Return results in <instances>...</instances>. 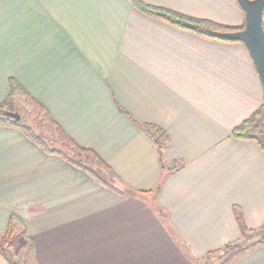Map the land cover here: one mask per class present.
Instances as JSON below:
<instances>
[{
	"label": "crops",
	"instance_id": "0c3cea01",
	"mask_svg": "<svg viewBox=\"0 0 264 264\" xmlns=\"http://www.w3.org/2000/svg\"><path fill=\"white\" fill-rule=\"evenodd\" d=\"M141 1L245 23L235 0ZM11 79L134 193L0 124V233L12 215L25 225L19 263L196 264L239 239L235 207L247 227L264 224V151L232 135L264 102L243 42L177 27L134 0H0V102ZM146 124L167 135L162 152ZM0 264H11L1 252ZM231 264H264V245Z\"/></svg>",
	"mask_w": 264,
	"mask_h": 264
},
{
	"label": "trees",
	"instance_id": "16d2710c",
	"mask_svg": "<svg viewBox=\"0 0 264 264\" xmlns=\"http://www.w3.org/2000/svg\"><path fill=\"white\" fill-rule=\"evenodd\" d=\"M134 4L142 12L148 15L161 18L177 27L183 28L198 35L209 37L212 39L231 41L225 38H220L217 35V32L237 31L245 27V23L241 27H228L216 23L214 21L187 16L177 11H173L163 7L152 6L144 3L141 0H134ZM17 93L25 94L28 98L31 99L33 103H35L37 106H39V108L42 111H44L45 113L44 116L46 120L52 123L53 125H55L60 135V138L67 143L68 150L67 148L58 149L55 147H51L44 137L36 133L29 125H26L22 119L16 120L3 115L4 111L10 110L8 108L9 102L11 101L12 97H14ZM0 124L12 125L23 130L32 140H34L37 144H39L44 151L60 155L61 157L65 158L66 160L76 165L77 167L87 171L90 175L95 177L103 185L113 188L114 190L120 193L128 192V191H122L121 189L115 187V180L112 178V175L109 173V170H111V168L94 150L84 148L80 146L72 138H70L63 131V129H61L58 125H56V122H54L51 119L48 112L42 107V105H40V103L35 101L33 97L24 89V87L14 79L10 80V91L7 98L4 101L0 102ZM144 126L147 132L155 140L157 146L159 147V150L162 152L168 143V138L165 132L156 125L146 124ZM232 135L238 138L254 140L259 144V146L264 151V102L259 109L254 111L248 118H246L239 126H237L233 130ZM176 167L177 166H173V169ZM128 193L134 194L133 192L130 191ZM159 214L163 218L166 217V214L164 213L163 210H159ZM235 214L241 230V237L235 241L226 243L220 249L211 251L205 257L214 256L215 254L219 253V257L223 259L222 264H231L238 257L244 255L252 248L259 245H264V224L258 228H249L245 224L243 215L237 207H235ZM19 228H21V230H19ZM24 234H26L25 225L18 217L12 215L9 219V223L6 231L4 233H0V252L11 264H15V262L18 261L15 260L10 247L14 243H16V241L20 236ZM248 234H250L249 237ZM31 248L33 250L32 242H31ZM202 259L198 261L196 259L193 260L191 259V260L196 264H202L201 263Z\"/></svg>",
	"mask_w": 264,
	"mask_h": 264
},
{
	"label": "water",
	"instance_id": "95a60500",
	"mask_svg": "<svg viewBox=\"0 0 264 264\" xmlns=\"http://www.w3.org/2000/svg\"><path fill=\"white\" fill-rule=\"evenodd\" d=\"M245 13V27L237 31H220L217 35L231 41L243 42L253 58L264 91V0H237ZM3 115L16 120L21 114L6 110ZM15 264H23L15 262Z\"/></svg>",
	"mask_w": 264,
	"mask_h": 264
},
{
	"label": "rangeland",
	"instance_id": "374dc122",
	"mask_svg": "<svg viewBox=\"0 0 264 264\" xmlns=\"http://www.w3.org/2000/svg\"><path fill=\"white\" fill-rule=\"evenodd\" d=\"M32 103L33 102L31 101V99L28 98L25 94L17 93L14 97H12L11 101L9 102L8 108L11 111L19 112L21 114V119L23 120V122L26 125H29L36 133H38L42 137H44L46 139V141L50 144L51 147L57 148L55 146V142L57 141L58 138H60V135H59L55 125L48 122L47 120L42 119V117L39 113V111H42V110L39 108V106H37L35 103H33L37 106V108H36ZM48 130H50L51 132ZM64 144L66 145V148L68 150L67 143L64 142ZM104 172H106V171H104ZM19 230H21V228H19ZM249 236H250V234H248V237ZM240 237H241V235H240ZM19 239H20V237L18 238V240ZM243 240H246V239H243ZM10 249L14 255L12 246L10 247ZM201 263L202 264H222L223 259L219 257V253H218V254H215L214 256L203 258Z\"/></svg>",
	"mask_w": 264,
	"mask_h": 264
}]
</instances>
